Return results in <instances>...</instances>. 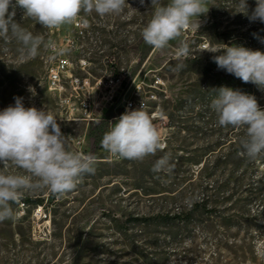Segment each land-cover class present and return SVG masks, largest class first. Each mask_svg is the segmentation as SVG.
<instances>
[{"label":"rangeland","instance_id":"374dc122","mask_svg":"<svg viewBox=\"0 0 264 264\" xmlns=\"http://www.w3.org/2000/svg\"><path fill=\"white\" fill-rule=\"evenodd\" d=\"M127 2L135 10L126 7L122 15L105 17L81 13L72 24L52 30L15 8L16 23L56 48L42 47L35 59L21 61L19 45L0 39V110L22 97L25 107L50 111L69 150L94 155L96 170L71 193L36 190L14 204L18 218L0 222V264H264L253 246L257 235L264 237V197L258 198L264 160L226 163L231 141L242 129L218 125L205 84L212 80L208 64L222 53L202 50L223 47L211 43L212 10L217 8L220 31L228 30L226 25L242 14L236 0H206L199 29L185 30L162 52L141 36L152 16L151 0L143 6L139 0ZM232 27L239 33L246 29ZM262 33L254 39L258 45ZM182 42L190 47L187 58L175 55ZM60 49L70 63L67 96L71 76L89 77L95 85L118 75L122 85L113 101H106L103 87H94L81 94L82 99L89 95L91 110L79 109L74 99L71 112L48 87L49 68ZM128 100L134 103L131 110L139 109L142 100L145 111L156 113L153 123H159L166 144L143 161L114 156L90 135L107 132L125 113ZM165 154L172 170L154 172Z\"/></svg>","mask_w":264,"mask_h":264},{"label":"clouds","instance_id":"9594fccd","mask_svg":"<svg viewBox=\"0 0 264 264\" xmlns=\"http://www.w3.org/2000/svg\"><path fill=\"white\" fill-rule=\"evenodd\" d=\"M141 6L145 0H139ZM242 12L248 15L247 0H236ZM24 11V18L34 20L44 29L52 30L72 24L81 13L95 12L100 17L122 15L127 0H0V39L6 44L15 41L19 59H35L40 49L55 50L56 45L42 35L16 23L15 8ZM12 11L9 12V8ZM152 16L142 29L143 41L158 51H164L170 42L181 38L191 27L199 29V17L206 14V0H151ZM135 10V9H133ZM250 22L264 23V0H256V7L248 15ZM264 43V39H261ZM7 51V48L4 49ZM60 49L58 54H63ZM222 53L213 56L219 69L234 75L244 83H252L264 91V52L244 46L208 47L202 50ZM187 58L190 47L182 42L175 53ZM182 67L178 65L177 68ZM210 107L222 127L243 130L240 138L242 155L250 161L264 159V109L254 95L222 86L215 90ZM14 105L0 110V222L15 220L18 213L13 205L30 192L47 189L52 194L64 195L74 191L86 175L95 173L96 157L69 150L57 118L48 110L25 107L22 97H14ZM101 147L119 158L143 161L162 152V141L151 115L143 105L126 110L103 135ZM15 168L22 171H10ZM171 157L165 154L153 166L154 172H170ZM254 252L264 259V237L253 240Z\"/></svg>","mask_w":264,"mask_h":264},{"label":"trees","instance_id":"16d2710c","mask_svg":"<svg viewBox=\"0 0 264 264\" xmlns=\"http://www.w3.org/2000/svg\"><path fill=\"white\" fill-rule=\"evenodd\" d=\"M248 6L250 8L256 7V1L253 0H247ZM252 6V7H251ZM253 9L248 10L249 12ZM213 18H212V36H211V43L213 46H222L223 44H226L229 42L228 45H237V46H244L247 48H250L252 50H260L264 52V43L262 44H256V40L260 37V35H263L262 31H264V23H261L259 21H256V23L249 24L248 23V15H245L244 13L240 14L238 13L234 19L231 20V22L226 25V28L228 30L220 31L221 23L219 22V16L217 15V8H213ZM240 11V10H239ZM251 11V12H252ZM247 25H249L247 27ZM257 25V26H256ZM232 26H239V28H246L245 30H241L240 33L238 32L239 29ZM234 32H237L238 34L234 36ZM235 38V39H234ZM194 62L198 63L196 60H193ZM200 65V64H199ZM209 67V73H212L210 77L212 80L209 82H205V84L209 87V90L212 92L211 94V100L215 97L216 92L215 90L225 86L232 88L233 90H240L244 93L254 95L257 98V101L261 108H264V91H261L257 88L256 85L252 83H244L240 79L236 78L232 74L225 73V70L222 69L223 75L217 73V70L219 69L217 67L216 63L208 64ZM201 77L203 76V72H198ZM206 74V73H205ZM115 77H118V75H115ZM106 133H96L94 131H91L90 135L94 138L96 143H101L103 135ZM244 135V131L241 130L239 134H237V140L231 141V150L226 155V163L229 165H248L250 164V160L245 156L242 155V149L240 146V138ZM257 160H264V159H257ZM255 162V161H252ZM261 187H260V194L259 199L262 201V197H264V173L261 175V178L259 180ZM261 196V197H260ZM36 203H41L42 200H35ZM170 218H179V215H173Z\"/></svg>","mask_w":264,"mask_h":264},{"label":"built area","instance_id":"2783aa9c","mask_svg":"<svg viewBox=\"0 0 264 264\" xmlns=\"http://www.w3.org/2000/svg\"><path fill=\"white\" fill-rule=\"evenodd\" d=\"M85 63V61L83 60ZM69 60L64 55H59L57 60L55 61V64L52 65L49 68L48 72V87L49 89L56 93L58 97L61 99V101H64L68 103L69 108L71 112L75 109V100H79L78 108L84 110L85 112H88L91 110L92 102L89 99V95L86 96L85 99L81 98V94H83L84 91L89 90L94 87H98V89H102V87L105 90V99L107 102H112L114 97L116 96V93L118 92L119 88H121L122 85V78L120 76L118 77H109L105 81L98 80L95 85L91 84V80L89 77H78V76H71L70 77V85H71V92L69 95H66L67 92V86H66V74L68 72L69 68ZM143 105V108L145 109L147 107L145 101H139L138 102V108H141ZM134 107V103L132 100L126 101L124 108L125 110H131ZM151 117L153 119V122L156 120V113H151ZM154 125L159 128V123L156 122Z\"/></svg>","mask_w":264,"mask_h":264}]
</instances>
